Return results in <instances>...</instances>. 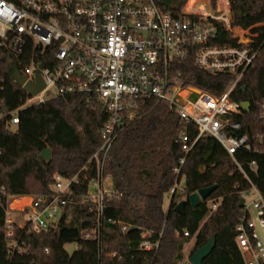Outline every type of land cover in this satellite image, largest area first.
Segmentation results:
<instances>
[{"label":"trees","instance_id":"1","mask_svg":"<svg viewBox=\"0 0 264 264\" xmlns=\"http://www.w3.org/2000/svg\"><path fill=\"white\" fill-rule=\"evenodd\" d=\"M180 1L155 0L164 12L193 18L182 12ZM245 1L242 5V0H231L233 26L236 33L248 32L249 45L258 54L233 98L250 103L249 110H243V127L236 134L251 140L262 128L256 116L264 103V0ZM253 4L259 8H250ZM254 28L255 33H250ZM216 34L213 44L239 45V34L222 27ZM27 51L19 60L0 57L4 87L0 105L4 109L21 107L28 97L12 75L13 68L29 61ZM175 71L182 72L186 85L215 94L223 93L234 78L201 69L193 53L188 60L177 61ZM136 101L134 117L120 131L106 160L105 174L119 195L105 202L100 225L101 259L97 241L85 238L99 223L83 201L89 181L97 175L96 164L89 160L102 144L101 131L108 119L104 106L95 96L88 101L86 94L68 93L22 109L15 129L0 120V187L4 188L0 192V264H191L185 260V245L195 237L193 254L213 236L216 246L203 264H246L236 240L239 204L252 184L264 197V153L241 150L232 157L216 138L207 135L196 141L181 165L184 153L179 137L187 132L194 138L196 126L186 123L169 101L152 97ZM45 149L50 150L49 160L41 156ZM57 173L78 180L65 196L67 204L57 224L36 231L28 224L21 227L16 218L11 226L13 236L9 237L6 217L10 202L25 196L52 195ZM183 179V189L172 193ZM212 185L217 188L193 208L190 195ZM185 200L182 212L175 211ZM166 202L170 204L167 208ZM213 204H217L216 209ZM123 224L129 228L122 230ZM185 231L190 235L185 236ZM144 232L153 236L162 233L157 253L139 247ZM73 242L79 248L71 254L65 246ZM112 252L117 256L108 255Z\"/></svg>","mask_w":264,"mask_h":264},{"label":"built area","instance_id":"2","mask_svg":"<svg viewBox=\"0 0 264 264\" xmlns=\"http://www.w3.org/2000/svg\"><path fill=\"white\" fill-rule=\"evenodd\" d=\"M182 12L194 17L164 12L155 0H0V57L19 60L27 49L29 61L18 68L25 77L24 85L36 82L38 73L44 82V88L28 94L21 107L8 110L0 105V120L15 129L22 109L68 93L86 94L88 101L95 96L104 106L108 119L101 131L102 144L89 160L96 164L97 175L89 181L83 201L99 223L85 238L97 241L100 259L105 202L119 195L105 174L106 160L120 131L134 117L136 100L152 97L169 101L186 123L196 126L194 138L187 132L179 137L184 153L181 165L196 141L207 135L216 138L232 157L241 150L264 153V103L256 116L262 128L250 140L247 135L236 134L243 127L240 118L244 109L233 98L258 50L240 37L239 45L213 44L219 28L232 31L235 27L231 0H218L215 6L204 4L188 12L182 8ZM191 53L201 69L234 76L223 93L184 83L182 72L175 71L176 64L188 60ZM3 88L0 79V91ZM251 164L255 167V162ZM237 166L247 177L238 162ZM74 182H78L76 177L57 173L52 195L29 196V203L17 209L24 218L21 227L28 224L41 231L55 226ZM177 189H183L178 182L171 192ZM3 190L0 187V192ZM22 198L28 196L15 198L8 205L9 237L13 236L11 226L16 221L13 202ZM243 198L236 240L246 264H264V197L252 184ZM212 207L216 209L217 204ZM128 228L122 225V230ZM184 234L190 235L188 231ZM161 236L144 232L139 247L155 254ZM108 255L117 256L116 252Z\"/></svg>","mask_w":264,"mask_h":264},{"label":"water","instance_id":"3","mask_svg":"<svg viewBox=\"0 0 264 264\" xmlns=\"http://www.w3.org/2000/svg\"><path fill=\"white\" fill-rule=\"evenodd\" d=\"M12 75H13L14 79L16 80V82L18 83V85L23 86L29 95L37 94L38 92H40L44 88V82H43L41 75L39 73L37 74V81L36 82L27 83L25 85H24L25 77H23L20 74L18 68L17 69L13 68ZM243 89L245 90L246 86H243ZM241 106L244 110H249L250 103L248 101H245V102L241 103ZM41 156L46 158L47 160H49L50 159V150L45 149L41 153ZM216 188H217V185H212V186H209L206 188H202L199 191L190 195L189 201H190L192 207L196 208L197 205L202 200H206ZM244 201H245V199L241 198V201L239 204L240 207H243ZM186 203H187V200L179 203L176 206L175 211L182 212ZM169 206H170V204H169ZM215 246H216V236H213L205 245L198 248L193 254H191L189 256V258H188L189 262L191 264H203V260L211 254V252L213 251Z\"/></svg>","mask_w":264,"mask_h":264},{"label":"rangeland","instance_id":"4","mask_svg":"<svg viewBox=\"0 0 264 264\" xmlns=\"http://www.w3.org/2000/svg\"><path fill=\"white\" fill-rule=\"evenodd\" d=\"M217 1H218V0H216L215 2H217ZM242 1H244V2L242 3V5H245V2H246V1H245V0H242ZM210 3H211L213 6L216 5V4L214 3L213 0H181V1L178 3V6H179V7H182L183 10H185L186 12H188V10H190V6H192L191 8L196 9L197 7H203L204 4H210ZM249 7H250V8H255V7H256V9H258V8H259V5L254 6V4H253V5H250ZM247 10H249V9L247 8L245 11H247ZM236 28H237V27H234V28H233V31H231V33H232L233 35H238V34L241 35V36H239V37L241 38L242 42H244V43H248V42H250L251 38L249 39V34H248V32L239 31L238 33H236V32H235L236 30H234V29H236ZM256 29H257V28H256ZM250 33L254 34V33H255V28H254V30H251ZM109 178L111 179V177H109ZM183 184H184V179L181 180L180 185L182 186ZM29 198H30V197L28 196V201H27V203H25V204H23V205H20V206L17 205V201L13 202V207L16 209V211H13V212H12V213H13V217H14L15 220H16V218H17V221H18V223H20V224L23 223L24 218H23L22 215L19 213L20 210H17V209H23V208L29 203V201H30ZM17 200H19L18 203L22 202V201H20L21 199H17ZM247 200L249 201V200H250V197H247ZM166 203H167V206H165V207L167 208L168 205H169V202H166ZM194 245H195V237H193V238H192V239H191V240L185 245V247H184V253H185V260H186V261L188 260L189 256L191 255V251H192ZM65 248H66V250H67L69 253L72 254L74 251L78 250L79 245H78L77 242H73V243H69V244H67V245L65 246Z\"/></svg>","mask_w":264,"mask_h":264},{"label":"crops","instance_id":"5","mask_svg":"<svg viewBox=\"0 0 264 264\" xmlns=\"http://www.w3.org/2000/svg\"><path fill=\"white\" fill-rule=\"evenodd\" d=\"M260 24H262V25H263V22H262V23H260ZM20 201H22V202L18 203L19 201H17V205H18V206L22 205V203H23V204L27 203V201H28V198H22Z\"/></svg>","mask_w":264,"mask_h":264},{"label":"bare ground","instance_id":"6","mask_svg":"<svg viewBox=\"0 0 264 264\" xmlns=\"http://www.w3.org/2000/svg\"><path fill=\"white\" fill-rule=\"evenodd\" d=\"M22 205H23V203H22Z\"/></svg>","mask_w":264,"mask_h":264}]
</instances>
